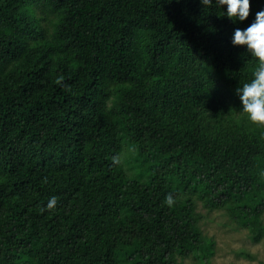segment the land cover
I'll use <instances>...</instances> for the list:
<instances>
[{"label": "trees", "instance_id": "trees-1", "mask_svg": "<svg viewBox=\"0 0 264 264\" xmlns=\"http://www.w3.org/2000/svg\"><path fill=\"white\" fill-rule=\"evenodd\" d=\"M262 8L0 0V264H208L198 204L264 241V126L235 91L257 65L231 44Z\"/></svg>", "mask_w": 264, "mask_h": 264}, {"label": "clouds", "instance_id": "clouds-1", "mask_svg": "<svg viewBox=\"0 0 264 264\" xmlns=\"http://www.w3.org/2000/svg\"><path fill=\"white\" fill-rule=\"evenodd\" d=\"M211 0H200V3H210ZM224 17L232 22H243L249 16L250 0H218ZM234 47L243 46L256 60V69L250 82L243 83L236 88L240 110L247 119L259 126H264V8L256 12L254 20L246 27H237L231 37ZM113 163H119L113 157ZM168 203H172L168 197ZM56 204V197H51L46 205L52 209Z\"/></svg>", "mask_w": 264, "mask_h": 264}, {"label": "rangeland", "instance_id": "rangeland-1", "mask_svg": "<svg viewBox=\"0 0 264 264\" xmlns=\"http://www.w3.org/2000/svg\"><path fill=\"white\" fill-rule=\"evenodd\" d=\"M203 234L214 241L208 264H264V241L253 243L248 232L236 225L222 210L207 211L198 204ZM181 264H197L194 258Z\"/></svg>", "mask_w": 264, "mask_h": 264}]
</instances>
